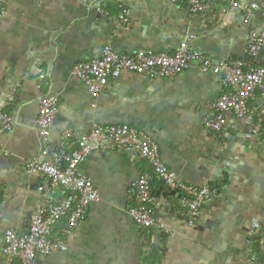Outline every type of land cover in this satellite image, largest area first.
I'll return each instance as SVG.
<instances>
[{"label": "crops", "instance_id": "obj_1", "mask_svg": "<svg viewBox=\"0 0 264 264\" xmlns=\"http://www.w3.org/2000/svg\"><path fill=\"white\" fill-rule=\"evenodd\" d=\"M93 1L107 15L86 10L80 0H0L5 12L0 20V105L11 87H19L4 109L13 129L0 135V248L3 232L24 230L44 199H62L58 191L38 193L40 179L25 169L29 161L41 160L34 130L39 100L54 97L50 147L64 131L85 134L93 125L126 124L159 146L176 183L208 186L215 199L188 229L183 210L157 211L171 234L151 231L148 244L127 209L129 186L151 173L149 162L137 153L94 152L80 169L101 200L89 207L81 233L67 241L68 251L41 258L40 264H143L151 250L155 264H264V150L245 137L254 128L263 134L264 98L257 93L249 102L250 125L232 116L216 136L203 122L223 89L218 77L201 72L196 63L167 80L124 73L95 101L70 74L74 64L99 57L106 46L126 55L140 49L173 54L186 37L189 50L212 61L244 60L248 32L264 29L259 14L243 25L252 0H210L201 14L169 0ZM233 3L239 6L235 10ZM122 8L129 10V22L116 26ZM150 187L162 201L176 205L177 189L166 190L156 178ZM252 224L258 228L251 232Z\"/></svg>", "mask_w": 264, "mask_h": 264}, {"label": "built area", "instance_id": "obj_2", "mask_svg": "<svg viewBox=\"0 0 264 264\" xmlns=\"http://www.w3.org/2000/svg\"><path fill=\"white\" fill-rule=\"evenodd\" d=\"M169 1L185 5L191 13L201 14L207 10L210 0ZM80 2L88 11L107 15L93 0ZM238 7L236 3L231 5L232 10ZM4 14L0 8V20ZM254 14H259L264 20V0H252L248 4L243 18L244 26L248 25ZM128 22L129 10L122 8L114 18V24L126 25ZM188 39L183 38L173 54L140 49L126 55L106 46L99 57L74 64L70 74L95 101L110 82L118 80L124 73L167 80L189 70L196 63L201 72L218 77L223 89L222 94L211 104L210 115L203 122L206 131L219 136L232 116L242 118L250 125L254 114L249 102L257 93L264 98V29L248 32L244 60L212 61L189 50ZM43 78L40 76V79ZM18 88V85L11 87L3 96L0 135L13 129V119L4 109L14 102ZM56 112L54 97H42L39 100L34 130L41 144V160L29 161L25 169L28 176L36 175L40 179L38 193L58 191L62 199L54 203L44 199L45 203L35 210L24 230L7 229L3 232L0 248L3 264H40L41 258L68 251L67 241L79 236L89 207L101 200L98 189L80 169L94 152L137 153L149 162L151 173L138 177L129 186L131 206L127 209V215L139 227L158 235L168 236L171 230L158 218L157 211L170 210L171 207L183 210V223L188 229L195 226L200 209L215 199V191L208 186L189 188L183 183H176L174 174L161 161L159 146L150 136L126 124L93 125L85 134L64 131L54 146L50 147L47 140ZM260 125L263 134L254 128L245 137L255 140L264 150V117ZM153 178L158 179L166 190H178L180 195L176 205H169L153 194L150 187ZM255 228H258V224H252L251 232Z\"/></svg>", "mask_w": 264, "mask_h": 264}, {"label": "trees", "instance_id": "obj_3", "mask_svg": "<svg viewBox=\"0 0 264 264\" xmlns=\"http://www.w3.org/2000/svg\"><path fill=\"white\" fill-rule=\"evenodd\" d=\"M164 194L166 195V192H164ZM141 229H142V233L144 234L143 237L145 241L148 242V244H150V240L152 239V236H153L152 232L154 231L144 229V228H141ZM156 259H157L156 253L154 252V250H151L148 253V256L144 259L143 264H155Z\"/></svg>", "mask_w": 264, "mask_h": 264}, {"label": "water", "instance_id": "obj_4", "mask_svg": "<svg viewBox=\"0 0 264 264\" xmlns=\"http://www.w3.org/2000/svg\"><path fill=\"white\" fill-rule=\"evenodd\" d=\"M171 193H172V195L174 194V192H173V191H172Z\"/></svg>", "mask_w": 264, "mask_h": 264}]
</instances>
